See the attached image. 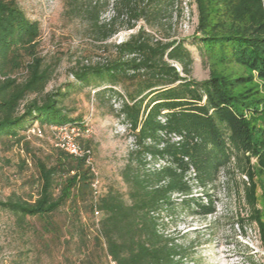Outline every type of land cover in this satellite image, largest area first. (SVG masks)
<instances>
[{
    "label": "trees",
    "instance_id": "obj_1",
    "mask_svg": "<svg viewBox=\"0 0 264 264\" xmlns=\"http://www.w3.org/2000/svg\"><path fill=\"white\" fill-rule=\"evenodd\" d=\"M64 1L72 9L80 5L78 0ZM135 1L118 0L116 16L108 24L99 22L106 1L85 5L86 18L90 27L99 31L101 41L117 34L115 25L122 9L128 13V30L147 17L152 0L142 7ZM192 4L197 13L195 32L200 35L196 39L203 53L213 58L216 48L227 52L231 62L256 72L264 82L261 0H192ZM38 36L37 23L26 18L17 0H0V139H9V147L20 145L28 157L27 138L40 139L47 132L51 140L49 155L32 156L35 175L26 184L34 191L26 198L12 194L0 200V212L12 216L24 232L30 229L29 220L40 221L42 233L52 239L62 230L53 217L63 213L67 242L73 237L70 229L83 234V215L92 225L98 217L94 241L112 264H183V248L163 234L158 218L162 212L170 216L177 209L191 216L213 215V198L208 194L204 199L192 196L193 187L213 182L221 170L230 171L231 166L233 173L246 179L239 181L243 208L235 212L232 226L244 237L247 229H255L264 253V213L258 208L256 181L259 178L264 184V96L256 86L245 88L252 83L251 75L231 77L212 69L206 80L189 79L193 58L184 41L156 40L143 27L114 44L111 59L78 63L71 70L75 84L92 88L96 97L118 96L122 100L116 116L129 126L135 145L121 174L127 187L125 201L113 191L97 195L95 176L85 159L55 147L50 127L75 125L81 134L87 128L82 120L70 118L62 105L69 95L68 86L64 91L59 87L45 92L52 67L44 66L36 52ZM172 64H178L181 73ZM8 66L11 71L23 67L24 79L8 76ZM114 88L121 89L126 100ZM29 96L33 98L21 107ZM33 126L41 136L28 134ZM20 131L23 136L18 135ZM172 135L180 137V142H171ZM80 138L76 142L91 152ZM147 156L168 165L147 171ZM175 196L181 198L179 203ZM248 259L252 261V257ZM78 264L92 263L85 257Z\"/></svg>",
    "mask_w": 264,
    "mask_h": 264
},
{
    "label": "rangeland",
    "instance_id": "obj_2",
    "mask_svg": "<svg viewBox=\"0 0 264 264\" xmlns=\"http://www.w3.org/2000/svg\"><path fill=\"white\" fill-rule=\"evenodd\" d=\"M89 1L107 2V7L100 14V24H108L116 16L118 0H78V9L70 8L64 0H17L26 18L38 25V56L43 59L44 66L52 67L51 79L46 84L45 92L59 87L62 91L69 88V95L62 105L68 110L70 118L82 120L86 125L88 131L80 134V140L83 147L91 150L98 181L96 194L113 191L127 201V187L121 174L127 164L132 143L131 134L123 130V123L116 116L121 99L118 96L96 97L92 88H80L75 84L71 70L78 63L95 64L111 59L114 54L113 45L126 40L139 27H143L156 40L184 41L193 58L189 79L206 80L212 69L231 77L251 75L252 83L245 88L256 86L260 96H264V82L257 78L256 72H249L231 62V54L227 52L222 53L216 48L215 55L211 56L213 58L203 53L196 39L200 35L195 32L197 13L192 0H152L145 13L147 17L137 21L132 30L126 28L128 13L122 9L115 25L118 32L106 41H101L99 31L90 27L86 18L85 5ZM135 2L140 7L146 4V0ZM261 4L264 10V0H261ZM153 13L158 15L153 16ZM26 61L23 60V64ZM172 65L181 73L178 64ZM6 74L22 81L25 69L22 67L11 71L8 66ZM117 92L122 93L119 88ZM32 98L29 96L21 103V107ZM23 134V131L18 132L19 136ZM8 140L0 139V200L12 194L26 198L34 191L26 184L35 175L32 156L45 158L49 155L51 140L47 132L40 139L31 136L27 138L31 157L20 145L9 147ZM233 170L230 166V171L221 170L213 182L193 187L192 196L204 199L208 194L213 198V215L191 216L183 209H177L170 216L165 212L160 214L159 229L183 248L186 254L183 264H264V253L255 229H247L244 237L236 226H232L235 212L243 208L239 181H246L245 177L233 173ZM256 181L258 208L264 213V184L259 178ZM180 199L175 196V203H179ZM98 219L94 218L92 225L83 215V234L69 228L73 237L67 242L65 240L69 233L68 226L63 227L66 220L63 213L53 217L62 226V230L55 235L56 239H52L42 233L40 221L29 220L30 229L24 232L18 228L12 216L0 212V264H78L85 257H89L92 264H112L103 257L99 245L94 241L98 234ZM250 257L252 261H249Z\"/></svg>",
    "mask_w": 264,
    "mask_h": 264
},
{
    "label": "built area",
    "instance_id": "obj_3",
    "mask_svg": "<svg viewBox=\"0 0 264 264\" xmlns=\"http://www.w3.org/2000/svg\"><path fill=\"white\" fill-rule=\"evenodd\" d=\"M114 89L117 91V88H114ZM122 97L124 100H126V98L123 95ZM121 103H122V100L120 104L118 105V109L121 108ZM128 129H129V126L123 124V130L124 131L127 130L129 132ZM50 131L54 132L55 147L60 148L61 150H63L64 152H66L67 154H69L70 156L76 159H85L86 165L90 167L91 172L95 176V181L93 184V188L95 189L98 181H97V173L94 170V166H93L92 154L89 150H85L76 142L77 137H79L81 134L80 129L76 127L75 125H60V126L50 127ZM85 131L87 132L88 130H85ZM28 134L41 136L40 130L37 128V126H33L28 131ZM169 139L173 143H178L181 140V138L176 135L169 136ZM130 140L132 143L131 144V151H132L133 149H135L134 137L132 135L130 137ZM159 147H163V144H161ZM146 162H147L146 170L150 172L159 171L163 167L168 165L166 161L162 159L152 160L150 156L146 157ZM95 215L97 216V213H95Z\"/></svg>",
    "mask_w": 264,
    "mask_h": 264
}]
</instances>
